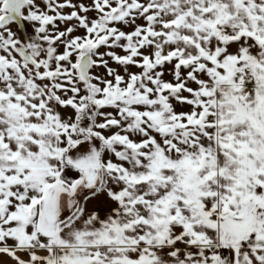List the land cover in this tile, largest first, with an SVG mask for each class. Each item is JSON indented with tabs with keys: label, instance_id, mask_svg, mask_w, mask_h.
<instances>
[{
	"label": "snow or ice",
	"instance_id": "snow-or-ice-1",
	"mask_svg": "<svg viewBox=\"0 0 264 264\" xmlns=\"http://www.w3.org/2000/svg\"><path fill=\"white\" fill-rule=\"evenodd\" d=\"M0 264H264V0H0Z\"/></svg>",
	"mask_w": 264,
	"mask_h": 264
}]
</instances>
